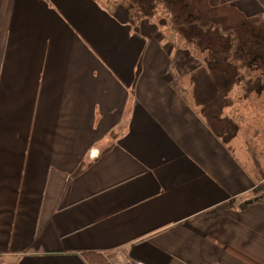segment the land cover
I'll use <instances>...</instances> for the list:
<instances>
[{
	"label": "crops",
	"instance_id": "crops-1",
	"mask_svg": "<svg viewBox=\"0 0 264 264\" xmlns=\"http://www.w3.org/2000/svg\"><path fill=\"white\" fill-rule=\"evenodd\" d=\"M153 3L0 0V264H264V0Z\"/></svg>",
	"mask_w": 264,
	"mask_h": 264
},
{
	"label": "rangeland",
	"instance_id": "rangeland-1",
	"mask_svg": "<svg viewBox=\"0 0 264 264\" xmlns=\"http://www.w3.org/2000/svg\"><path fill=\"white\" fill-rule=\"evenodd\" d=\"M131 1V0H130ZM188 1V5L189 8H187L189 10V12L194 13L195 16L197 17H193V19L199 20V18L202 20L203 26H202V30H201V39H199L200 43L202 45H207L210 43H213L212 39H214V42L216 43V45H218L220 42V45H224V48H227V43H228V35L225 33L223 36L221 35V32H223L224 30H226L229 26H231L232 24L229 23V19H227L224 16V5L219 7V11H216L215 9H210V11L206 10L205 8V3H208V1L210 0H187ZM215 1V0H213ZM122 2V4H121ZM133 3H128L127 1H122V0H103V3H105V5H107L108 7H112L113 11H121L123 9H127L129 14L132 12V10H135V7H138L139 12L142 11L144 12V14L142 12L139 13V15H141L142 19H139L140 21H142L143 19H147V18H151L154 17V15H151L153 12V9L151 6L154 2V0H132ZM148 3V5H147ZM215 3V2H214ZM212 3V4H214ZM131 4V5H130ZM137 4L139 6H137ZM154 4V3H153ZM219 4V3H217ZM135 5V6H134ZM147 5V7H146ZM220 5V4H219ZM159 6V5H158ZM146 7V9H145ZM116 8V9H115ZM123 8V9H122ZM143 9L145 11H143ZM201 9V13L197 10ZM126 14V13H125ZM130 16V15H129ZM164 15L161 14L160 18H157V23L162 25H166L165 26V32L166 34H168L169 32L171 33H175L176 38L183 36L184 32L188 31V30H184V28L182 27H178V28H173L172 30H168L169 28H167L168 26V22L167 19L163 17ZM146 17V18H145ZM174 19V23L175 24H181L184 20V13L181 14H177L176 19L174 16H171ZM165 19V20H164ZM235 19H237V17L234 18V23L233 25H235L234 29L232 32L236 35V37H234L233 39L235 41H245V42H249V41H253L255 42V45H250L248 46L246 43L244 45V47H239L237 46L236 48L234 47V45L230 46V53H232V51H234L233 53H238L237 51H243L242 53L247 55V54H255V53H259V54H264V21L260 18H255V19H251V20H244V21H235ZM239 20H241L242 18L239 17ZM230 25H229V24ZM207 24V26L205 25ZM222 29V31H221ZM175 30V31H174ZM178 30V31H177ZM177 31V33H176ZM221 31V32H220ZM191 33V32H190ZM213 37V38H210ZM217 38H223V39H217ZM254 38H257L254 39ZM254 39V40H251ZM228 49V48H227ZM258 63H263V61H260ZM214 64V62L209 63ZM230 65L235 64V62H230ZM264 65V63L262 64ZM264 69V68H263ZM200 99V95L198 97Z\"/></svg>",
	"mask_w": 264,
	"mask_h": 264
},
{
	"label": "trees",
	"instance_id": "trees-1",
	"mask_svg": "<svg viewBox=\"0 0 264 264\" xmlns=\"http://www.w3.org/2000/svg\"><path fill=\"white\" fill-rule=\"evenodd\" d=\"M122 1H127L128 3H130V2L133 3L132 0H131V1H130V0H122ZM121 4H122V2H121ZM130 5H131V4H130ZM147 5H148V3H147ZM147 5H146V7H147ZM134 6H135V5H134ZM137 6H139V5L137 4ZM136 8H138V7H135V9H136ZM153 8H154V4H153ZM164 14H165V13H164ZM165 15H166V14H165ZM133 17L138 18V17L136 16V14H134Z\"/></svg>",
	"mask_w": 264,
	"mask_h": 264
},
{
	"label": "water",
	"instance_id": "water-1",
	"mask_svg": "<svg viewBox=\"0 0 264 264\" xmlns=\"http://www.w3.org/2000/svg\"><path fill=\"white\" fill-rule=\"evenodd\" d=\"M262 198H264V195L262 196ZM259 199H260V198H259ZM259 199L249 200V201H247L245 204H246V205L252 204V203H254V202H257Z\"/></svg>",
	"mask_w": 264,
	"mask_h": 264
},
{
	"label": "built area",
	"instance_id": "built-area-1",
	"mask_svg": "<svg viewBox=\"0 0 264 264\" xmlns=\"http://www.w3.org/2000/svg\"><path fill=\"white\" fill-rule=\"evenodd\" d=\"M132 264H144V263H141V262H134Z\"/></svg>",
	"mask_w": 264,
	"mask_h": 264
}]
</instances>
